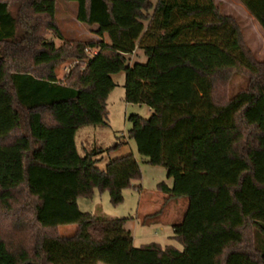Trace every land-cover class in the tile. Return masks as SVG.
I'll return each instance as SVG.
<instances>
[{"label": "trees", "instance_id": "obj_1", "mask_svg": "<svg viewBox=\"0 0 264 264\" xmlns=\"http://www.w3.org/2000/svg\"><path fill=\"white\" fill-rule=\"evenodd\" d=\"M64 1L77 4L76 20L96 27L97 39L57 47L56 0H0V264H264V59L245 46L235 18L215 0ZM238 2L264 32V0ZM179 46L228 56L246 71V87L227 95L238 66L204 68ZM136 50L145 62H130ZM119 72L125 102L150 110L128 117L127 138L172 180L156 185L163 206L187 198L173 226L181 251L136 248L129 218L78 208L95 191L119 205L140 179L131 153L98 166L121 143L83 155L75 144L80 128L106 125Z\"/></svg>", "mask_w": 264, "mask_h": 264}, {"label": "rangeland", "instance_id": "obj_2", "mask_svg": "<svg viewBox=\"0 0 264 264\" xmlns=\"http://www.w3.org/2000/svg\"><path fill=\"white\" fill-rule=\"evenodd\" d=\"M156 3V0H150ZM219 12L223 15H231L242 32L243 41L257 60L264 59V32L259 28L253 18L238 0H215ZM56 21L58 29L63 37L60 41L54 38L55 46L63 43L78 42L88 39H97L93 34L96 27L89 28L76 20L77 4L64 0H56ZM47 39L53 38L51 33H46ZM104 40L108 42V37ZM179 46L174 48L192 63L204 68L238 66V71L231 74L227 86V95L234 96L238 91L246 87V72L238 63L223 53L206 46H195L193 50ZM136 57V56H135ZM136 59L131 58L130 62ZM140 62V61H138ZM141 63H143L141 61ZM73 61L68 59L56 68L59 80L68 74ZM116 87L107 97V121L101 127L85 126L76 131L75 144L80 154L84 149L111 148L116 143H121L116 150L103 152L97 156L98 166L103 169L106 163L126 154H133L139 163L140 179L135 180L131 187L122 191L123 200L119 205H112L106 191H95L91 197L79 198L78 208L81 212L91 213L98 218H129L126 226L132 231L134 247L159 243L162 247L174 246L179 251L182 245L172 238L173 226L179 224L186 212L187 198L173 200L168 206H163L164 195L156 190L158 183L172 185V180L166 177V171L159 166L148 165L145 158L141 157L134 143L127 138L130 129L128 117L138 114L147 119L151 115L144 105L127 104L124 99V73L119 72L112 76ZM139 187V190L133 187ZM62 236H70L75 232V225L61 226L58 228Z\"/></svg>", "mask_w": 264, "mask_h": 264}, {"label": "crops", "instance_id": "obj_3", "mask_svg": "<svg viewBox=\"0 0 264 264\" xmlns=\"http://www.w3.org/2000/svg\"><path fill=\"white\" fill-rule=\"evenodd\" d=\"M254 20V19H253ZM136 56V57H135ZM131 58H133V59H136L135 61H142V62H145V57L143 56V54H142V52L141 51H139V50H136L132 55H131ZM149 112H150V110H149ZM172 202V201H171ZM170 203V202H169ZM168 203V204H169ZM168 204H167V206H168ZM126 226V225H125ZM127 227V226H126ZM127 229L130 231V229L127 227ZM130 233H131V236H132V242H133V245H134V237H133V235H132V231H130Z\"/></svg>", "mask_w": 264, "mask_h": 264}, {"label": "built area", "instance_id": "obj_4", "mask_svg": "<svg viewBox=\"0 0 264 264\" xmlns=\"http://www.w3.org/2000/svg\"><path fill=\"white\" fill-rule=\"evenodd\" d=\"M87 52H89V54H91V55L95 54V52L92 50H87Z\"/></svg>", "mask_w": 264, "mask_h": 264}]
</instances>
